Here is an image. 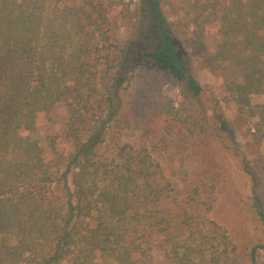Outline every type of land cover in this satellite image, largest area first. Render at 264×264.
Here are the masks:
<instances>
[{
    "label": "trees",
    "instance_id": "1",
    "mask_svg": "<svg viewBox=\"0 0 264 264\" xmlns=\"http://www.w3.org/2000/svg\"><path fill=\"white\" fill-rule=\"evenodd\" d=\"M108 1L0 0V264H155L154 253L163 251L173 254L172 264L204 258L202 245L181 252L170 231L160 166L141 151H119V161L99 153L116 113V83L128 81L143 51L111 42ZM144 1L153 63L200 95L161 1ZM217 26L222 41L209 63L230 68L228 92L240 117L253 121L254 144H262L264 104L253 105L251 97L264 95V0H231ZM58 103L69 111L66 130L49 137L45 153L35 135ZM107 112L94 133L97 116ZM247 170L253 208L264 225L259 184ZM260 249L264 245L251 249L249 264H259ZM228 255L225 264H239Z\"/></svg>",
    "mask_w": 264,
    "mask_h": 264
},
{
    "label": "rangeland",
    "instance_id": "2",
    "mask_svg": "<svg viewBox=\"0 0 264 264\" xmlns=\"http://www.w3.org/2000/svg\"><path fill=\"white\" fill-rule=\"evenodd\" d=\"M160 1L203 91L193 95L185 83H179L153 63V44L148 42L152 19L144 0L108 1L111 42L123 48L138 44L143 51L128 81L116 83V113L106 123L99 153L119 161V151L131 156L141 151L160 166L168 193L162 210L171 219L170 231L178 236L181 252L186 245L188 251L202 245L206 252L203 260L195 258L198 264H217L213 258L225 264L230 260L228 253L237 263L249 264L251 249L264 245V225L253 208L254 181L247 169L255 176L264 202V141L254 144L253 121L240 117L228 92L230 68L225 66L224 70L209 63L222 41L219 19L231 0ZM65 2L82 4V0ZM106 53L103 50L102 54ZM125 65L126 70L131 69L127 61ZM251 101L255 106L263 105L264 95H252ZM109 115L97 116L99 123L94 133ZM68 118V108L58 103L50 120L38 127L35 138L45 153L49 137L62 135ZM65 146L68 151L72 149L69 142ZM217 231H225L227 238ZM165 245L170 252L171 243ZM156 254L155 264L174 261L172 253ZM257 258L259 264H264V249L258 250Z\"/></svg>",
    "mask_w": 264,
    "mask_h": 264
}]
</instances>
